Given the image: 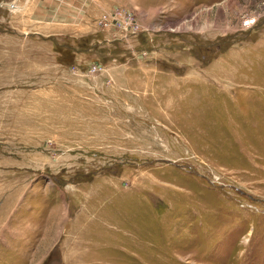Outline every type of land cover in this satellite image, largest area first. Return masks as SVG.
<instances>
[{"label":"rangeland","instance_id":"1","mask_svg":"<svg viewBox=\"0 0 264 264\" xmlns=\"http://www.w3.org/2000/svg\"><path fill=\"white\" fill-rule=\"evenodd\" d=\"M34 3L64 48L8 42L50 88L0 135V166H23L0 169V202L25 208L0 216V264H264V0H0V26L41 32L11 14ZM115 11L140 32L105 24Z\"/></svg>","mask_w":264,"mask_h":264},{"label":"crops","instance_id":"2","mask_svg":"<svg viewBox=\"0 0 264 264\" xmlns=\"http://www.w3.org/2000/svg\"><path fill=\"white\" fill-rule=\"evenodd\" d=\"M19 8V11H16L15 13L12 11L11 14L15 15L16 17H21V18H26L29 17V20L32 18H35L34 20H31V22H35V23H43L44 27H41V32L40 31H22L21 27H17L13 29H10V27L8 26H0V31L2 34H0V42H3L4 44H0V70H6L7 68H15V67H21V66H31L33 67L32 69V74L34 75V78L36 76H38L40 79H36V80H31V81H25V78L23 79V77H26L27 75H25L23 72H18V74L16 76H12L9 75V73H0V82H2V85L6 88V90H16L14 92L11 93H0V135L2 136L3 132H5L6 128L9 127V125L11 126H17L16 128V132L18 134V132H22L23 130L27 129V116L30 112V109L27 108V106L25 105V103H22V97L27 96L28 95V88H50V73L49 70L46 69V71H44L43 69V61L40 59V56L38 54H32V58L27 59L26 61H24L23 59V55L22 54H18L16 53L15 56L13 55L14 49L11 48V44H8L9 41H14L17 40L18 37L21 38H25L26 40H28V42H22L23 45H26L27 47L31 48V49H39L40 47V43L45 44V45H51L52 48L53 47H60V48H64V45H62L61 43H59V38L62 37L63 32L61 31H54L52 32L48 27L47 24L50 23H54L56 22L55 19H57V16L54 15V10L53 9H48V8H44L42 6H40V3H34L32 6L30 5V10H26L25 7L21 4H19V6L17 7V9ZM41 19V20H40ZM27 22V21H26ZM26 22L23 21V23L25 24ZM23 24V25H24ZM30 24V23H28ZM50 32H49V30ZM45 32V33H44ZM39 39V40H38ZM38 41V42H37ZM40 42V43H39ZM15 45H17L16 51H18L20 48H22L23 46H21V43H16ZM65 47H67L69 50H78L77 47L73 46L71 47L70 45H65ZM14 59H16L14 61ZM45 66L49 65L48 60H45L44 63ZM62 66V67H66L64 66V64H61L60 62H58V60H55V62L52 63V66ZM49 68V67H48ZM39 70L41 71V75L39 72ZM46 73V74H43ZM62 75H65V71L62 72ZM33 78V77H32ZM168 78V77H167ZM165 78H160L161 82H166L169 83L170 85H173L174 82H172V79H167ZM161 79H165L164 81ZM150 81V79H149ZM159 81V82H160ZM148 82V81H146ZM160 82V83H161ZM163 87L165 86L164 83ZM50 92H48L49 94ZM43 91L42 89L38 90L36 88V91H34V93L30 94L32 96H42ZM7 97L9 98L10 102H8V104L5 103L4 98ZM34 97V98H35ZM15 100L11 103V99ZM171 111V110H170ZM169 112V111H168ZM167 112V113H168ZM169 116V115H168ZM168 116L166 115L165 118L167 119ZM15 122V123H14ZM13 123V124H12ZM9 124V125H8ZM2 132V134H1ZM23 166H19V168H16L15 166H10V167H6V166H0V169L2 170H16V169H22ZM12 176V175H11ZM2 180L5 181H10V183L14 182L15 179L13 177L7 178V175H0V182ZM13 184V183H12ZM20 193V194H19ZM22 192L18 190H14V192H12L10 194V196H7L5 198V201H1L3 203L0 202V216H3L6 214H8V217H14V221L12 220V222H10V224L12 225H16L19 226L21 221V214L24 212L23 210L25 208H21L20 211L19 206H20V196H21ZM1 200V199H0ZM26 233H30L29 235H33L35 233L34 228H30L29 230L26 231ZM21 242H24V240L21 241H17L14 242V245H9L8 248L10 249H14V248H32V243L33 241H31L30 245L27 244H22ZM41 241L39 242H34V243H38L35 244V247H42L40 244ZM19 244V245H16ZM40 244V245H39ZM37 245V246H36Z\"/></svg>","mask_w":264,"mask_h":264},{"label":"built area","instance_id":"3","mask_svg":"<svg viewBox=\"0 0 264 264\" xmlns=\"http://www.w3.org/2000/svg\"><path fill=\"white\" fill-rule=\"evenodd\" d=\"M14 6H11V10ZM104 23L114 26L123 32L124 39H129L131 36H136L140 32V26L134 21L131 12H114L111 16L104 17ZM251 26V25H249ZM90 70H97V67H92Z\"/></svg>","mask_w":264,"mask_h":264},{"label":"bare ground","instance_id":"4","mask_svg":"<svg viewBox=\"0 0 264 264\" xmlns=\"http://www.w3.org/2000/svg\"><path fill=\"white\" fill-rule=\"evenodd\" d=\"M249 25H251V23L248 22Z\"/></svg>","mask_w":264,"mask_h":264}]
</instances>
